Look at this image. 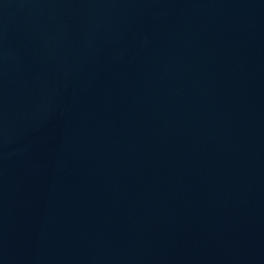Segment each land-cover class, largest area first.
<instances>
[{
    "label": "water",
    "instance_id": "water-1",
    "mask_svg": "<svg viewBox=\"0 0 264 264\" xmlns=\"http://www.w3.org/2000/svg\"><path fill=\"white\" fill-rule=\"evenodd\" d=\"M0 264H264V0H0Z\"/></svg>",
    "mask_w": 264,
    "mask_h": 264
}]
</instances>
